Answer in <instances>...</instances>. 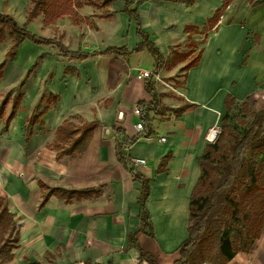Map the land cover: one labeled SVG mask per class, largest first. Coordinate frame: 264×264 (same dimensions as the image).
I'll return each mask as SVG.
<instances>
[{
  "label": "crops",
  "instance_id": "1",
  "mask_svg": "<svg viewBox=\"0 0 264 264\" xmlns=\"http://www.w3.org/2000/svg\"><path fill=\"white\" fill-rule=\"evenodd\" d=\"M94 1L97 7L75 0L69 15L45 21L40 14L27 23L29 0H0L1 14L52 42L25 40L11 57L8 38L0 44V199L18 225L12 258L0 264H147L138 262L139 249L156 264H173L187 238L198 160L212 144L208 131L218 132L226 97L234 105L246 99L264 105V0H253L259 3L254 6L232 0L204 40L200 31L223 0H146L136 14L163 59L158 70L147 50L131 52L142 39L124 11L130 0ZM187 26L198 32L185 33ZM60 46L88 57L71 59ZM198 47L200 59L185 74L187 60L169 66L174 54L193 55ZM107 49L130 53H102ZM139 69L156 73L175 92L153 78L137 79ZM147 80L154 100L145 90ZM135 107L140 117L131 114ZM117 111L123 112L120 121ZM138 122L140 134L134 129ZM89 124L96 128L83 151L81 143L71 153L65 149L80 132L61 148L62 126ZM133 157L145 166L130 167ZM142 183L148 188L144 206L151 237L140 230ZM52 189L91 192L65 199ZM130 235L138 247L127 246ZM226 264H264V233Z\"/></svg>",
  "mask_w": 264,
  "mask_h": 264
},
{
  "label": "trees",
  "instance_id": "2",
  "mask_svg": "<svg viewBox=\"0 0 264 264\" xmlns=\"http://www.w3.org/2000/svg\"><path fill=\"white\" fill-rule=\"evenodd\" d=\"M88 3L97 7V2L87 0ZM146 0H130L126 2L125 13L135 21L136 33L142 42L131 52H139L143 49L157 61L156 69L163 66V59L159 51L148 41L147 35L140 29V23L136 14L137 7ZM190 5L194 0H167ZM232 0H223L213 16L209 18L202 28L203 40L206 38V31L211 30L218 23L222 13L228 8ZM252 6L259 3H252ZM75 0H29L30 8L27 12V23L31 22L38 15L43 14L45 21L55 20L59 17L69 15L73 9ZM132 3H136L134 8H130ZM108 1L103 2V6ZM185 33H197L198 29L185 27ZM10 39V45L6 57L13 56L18 46L25 40L34 44H52L50 40H44L30 34L25 27L18 26L14 20L0 13V44L6 39ZM202 40V41H203ZM193 44L188 43L192 48ZM61 53L71 59H85L88 55L71 53L63 46H60ZM128 55L130 52L124 49H107L104 52ZM192 56V51L184 54H174L169 66H175L179 62L188 60ZM201 50H198L194 58L187 61L182 67L184 74L199 61ZM4 64H0V78ZM150 79V78H149ZM146 92L154 100L156 92L151 80L145 83ZM248 99H246L247 101ZM246 101L242 103L243 110L248 114L250 123L242 136L234 133L230 125H227L226 116L235 100L226 97V112L221 119L222 133L220 137L209 144L198 163L201 168L200 177L193 189L189 201V218L187 227V238L179 247V258L173 264H226L238 252H248L255 240L264 233V108L258 112L246 108ZM150 106L151 103H149ZM188 104L176 109V114H181L188 108ZM15 110V109H14ZM13 110V111H14ZM12 116V115H11ZM10 116V117H11ZM148 121L147 116H142ZM8 122V121H7ZM145 122V123H146ZM31 121L27 125V131L31 128ZM242 124H246L243 122ZM73 127V126H72ZM62 126L57 135L61 148L69 142L70 135L73 138L75 133H81L78 140L70 142L67 152L71 153L74 148L80 147L84 150L87 141L90 139L96 124H89L79 129L76 127ZM3 130H6V125ZM57 139V140H58ZM68 144V143H67ZM66 152V151H65ZM60 154H64V151ZM119 160L123 162L120 153ZM166 160V159H165ZM163 160V161H165ZM139 175L135 176L137 180ZM143 181V180H142ZM91 191H66L62 189H52L51 194L59 195L65 199L80 198L84 193ZM148 194L146 184L142 183L141 198L139 199V219L140 230L147 236H152V225L145 210V200ZM0 263L9 261L12 258L10 253L17 243L16 231L18 225L13 221L8 213L5 201L0 199ZM11 228V229H10ZM11 239L2 241L3 234L12 231ZM127 246L138 247L135 235L127 238ZM138 262L156 264L153 258L139 249Z\"/></svg>",
  "mask_w": 264,
  "mask_h": 264
},
{
  "label": "rangeland",
  "instance_id": "3",
  "mask_svg": "<svg viewBox=\"0 0 264 264\" xmlns=\"http://www.w3.org/2000/svg\"><path fill=\"white\" fill-rule=\"evenodd\" d=\"M243 9H249L248 4L245 3ZM10 41L11 40L8 39L6 43H10ZM201 42L202 41H200L199 44ZM198 49H199V47L194 50V54L192 56H190L187 61H189V60L194 58L195 53L198 51ZM182 76H183V74H181L180 77H182ZM262 104H260L259 102L257 103V101H255L253 99H248L246 101V108L249 109V110H253L255 112H258V111H260V110H262L264 108V105L261 107ZM226 119H227V122H228L227 125H230V127L233 129L234 133L238 134L239 136L243 135V133L245 132V130H247V128L249 126V123H250V118H249L248 114L243 110L242 103L233 105L231 107L229 113L227 114ZM243 122H246V124H242ZM222 127L223 126L220 123L219 129H218V132H217L216 140L220 137V135L222 133ZM263 134H264V126H263ZM0 211H1V209H0ZM10 229H9L8 232L3 234L4 235L3 238H2L3 242L8 240V239H11V237L13 236L14 228H13L12 231H10Z\"/></svg>",
  "mask_w": 264,
  "mask_h": 264
},
{
  "label": "built area",
  "instance_id": "4",
  "mask_svg": "<svg viewBox=\"0 0 264 264\" xmlns=\"http://www.w3.org/2000/svg\"><path fill=\"white\" fill-rule=\"evenodd\" d=\"M220 18H221V16H220ZM136 78L139 79V80H145V79H148V78H153L158 83H161L164 86H166L167 88H169L172 91H174L172 89V87H170L169 85L165 84V82L163 80H161L158 77V75L156 73L152 72V71H147V70H141V69H139L137 71ZM131 114L140 117L141 112H140V110L138 108L135 107V108H133ZM122 118H123V112L122 111H117L116 112V119L118 121H120V120H122ZM134 129H135V131H136L137 134L142 133L143 132V123L142 122H138L136 125H134ZM216 138H217V130H216V127H215V128H213V129H211V130L208 131V133L206 135V140L209 143H213ZM158 141L161 142V143H164L165 142V138L164 137H160L158 139ZM145 164H146V161L144 159H142V158L133 157V158H130L129 159V165H130V167H132L134 169H138L140 167H143V166H145Z\"/></svg>",
  "mask_w": 264,
  "mask_h": 264
}]
</instances>
